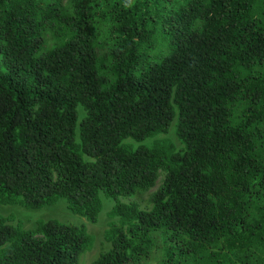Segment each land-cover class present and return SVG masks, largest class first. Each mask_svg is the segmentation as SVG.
<instances>
[{
  "label": "trees",
  "instance_id": "obj_1",
  "mask_svg": "<svg viewBox=\"0 0 264 264\" xmlns=\"http://www.w3.org/2000/svg\"><path fill=\"white\" fill-rule=\"evenodd\" d=\"M61 198L85 264H264V0H0V204ZM95 242L0 213V264Z\"/></svg>",
  "mask_w": 264,
  "mask_h": 264
},
{
  "label": "rangeland",
  "instance_id": "obj_2",
  "mask_svg": "<svg viewBox=\"0 0 264 264\" xmlns=\"http://www.w3.org/2000/svg\"><path fill=\"white\" fill-rule=\"evenodd\" d=\"M162 176H160L156 184L144 193L135 195L132 200L138 202L141 206H146L148 204V197L151 192H153L160 184ZM106 208L101 215L98 223H90L84 217L80 215L73 214L71 211H68L66 208V202L64 198L59 199L57 202L49 205H45L39 208H27L18 204H0V213L3 215L11 214L16 219H19L23 222L24 226L32 227L39 220H46L50 218H56L63 222H72V223H86L90 232H92L96 237V242L91 251L87 252L82 257V262L85 264L89 262L99 250V243L102 239V232L106 226L107 218L106 210L109 206L108 202L105 201Z\"/></svg>",
  "mask_w": 264,
  "mask_h": 264
}]
</instances>
